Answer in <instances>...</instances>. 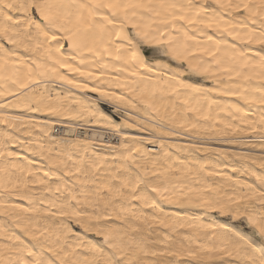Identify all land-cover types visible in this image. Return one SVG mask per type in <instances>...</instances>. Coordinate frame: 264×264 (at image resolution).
Returning <instances> with one entry per match:
<instances>
[{"label": "bare ground", "instance_id": "6f19581e", "mask_svg": "<svg viewBox=\"0 0 264 264\" xmlns=\"http://www.w3.org/2000/svg\"><path fill=\"white\" fill-rule=\"evenodd\" d=\"M120 2L113 24L94 0H0V264H261L264 0ZM33 3L95 40L83 62Z\"/></svg>", "mask_w": 264, "mask_h": 264}, {"label": "snow or ice", "instance_id": "6c2138e0", "mask_svg": "<svg viewBox=\"0 0 264 264\" xmlns=\"http://www.w3.org/2000/svg\"><path fill=\"white\" fill-rule=\"evenodd\" d=\"M139 5H134V4H130V3H122L120 2V0H94V5H93V10H98V9H107L109 12H111L114 16L117 17L116 20H109V23H123V20L119 18V14L121 12H123L125 14V16L127 15V10L132 7H138ZM221 6L223 7H236V8H240L241 5H232L230 2L229 3H224ZM4 7L6 8H12L13 6L11 4H5ZM28 7L33 8L35 10L36 13L39 14V16H41L44 20L48 21V26L51 28H55L56 32H52L51 33V38L53 40H57V34L58 33H63L64 35L60 36V39H65L69 41L70 47L75 49L77 53H79L82 57V62H83V53L84 52H92L94 50V47L96 45L95 40L92 41V46L89 45V43L86 40H83L79 35H77V33L79 32V27H78V21H74L73 19L70 18H61V14L59 13H54L52 11V5L49 4H41V3H33V4H29ZM243 7L248 8V5L245 4L243 5ZM101 15H103L102 13H99ZM7 19H11V17H6ZM105 19H107V17H104ZM180 19H183L184 17H179ZM37 28L40 29L45 35H48L49 33L47 32V30L45 29L44 26H41L37 23ZM256 41L259 43L264 44V31H262L260 33L259 36L255 37ZM8 42L9 43H15L14 40H12L11 38H8ZM105 52H107V48L104 49ZM59 63V66L61 68H68L72 71H76V72H80L82 75H84V71L78 67H73L70 63L66 62V61H57ZM260 65L261 67H264V57L261 58L260 61ZM224 71H228L227 68L224 69ZM88 76H93L94 74L92 72H87L86 73ZM131 75H135V72H131ZM68 83H74L73 81L69 80L67 81ZM82 88H88V85L86 84H81L79 85ZM120 86V85H117ZM90 91H98L99 89L96 87H92L90 89H88ZM101 95H112L111 93H105V92H101ZM264 102V101H262ZM45 175H48V173L46 172ZM258 179H262L260 177H258ZM153 192H158L159 189L157 188H152ZM262 195H264V192L261 193ZM133 199H137L138 197L133 196ZM62 215H81V213L79 211H72V212H65V213H61ZM249 223H255V221L250 217L249 218ZM259 229L261 231L262 234H264V222H261L259 224ZM107 238V237H106ZM241 239H243V237H241ZM245 243H248L249 247L253 246V243L250 241L245 240ZM110 246L115 248L116 245L115 244H111L110 242ZM29 255H33V253L29 252ZM110 255V260H109V264H128V262L121 258V259H116L115 254H109ZM37 264H54V262H37ZM261 264H264V250H261Z\"/></svg>", "mask_w": 264, "mask_h": 264}, {"label": "rangeland", "instance_id": "374dc122", "mask_svg": "<svg viewBox=\"0 0 264 264\" xmlns=\"http://www.w3.org/2000/svg\"><path fill=\"white\" fill-rule=\"evenodd\" d=\"M34 13V12H33ZM34 15L36 16V14L34 13ZM179 70L180 71H182L183 72V74H184V76H189L190 74H189V72L184 68V66H181V67H179ZM102 107H103V109L107 112V113H109V114H112L111 112H112V107L110 106V105H107V104H102ZM117 116H115V119L117 120V121H119L118 120V118L119 119H121L122 120V117H123V115L122 114H116ZM64 123L65 124H67V121H64ZM79 124V123H78ZM55 127H57L56 125H53V129H55ZM80 133H82V134H85V136H88L89 135V132L88 131H79ZM54 134H56V135H60V133H54ZM88 134V135H87ZM88 193H90L89 195H91L92 197H95V198H101V197H103V198H106V194H105V191L103 192L102 190L101 191H91V192H88ZM95 193H96V195H95ZM101 196V197H100ZM228 207L230 208V209H232V207H233V204L232 203H229L228 204ZM229 209V210H230ZM213 211V210H212ZM228 220H230V218L228 219ZM237 225L238 226H240V227H242L243 229H245L246 231H249V232H251V233H253V230L251 229V228H249L248 226H247V224L243 221V220H237Z\"/></svg>", "mask_w": 264, "mask_h": 264}]
</instances>
